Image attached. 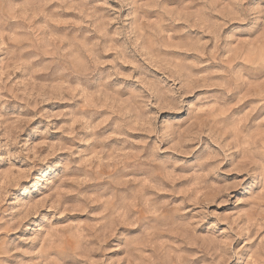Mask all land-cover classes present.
<instances>
[{"label": "rangeland", "instance_id": "rangeland-1", "mask_svg": "<svg viewBox=\"0 0 264 264\" xmlns=\"http://www.w3.org/2000/svg\"><path fill=\"white\" fill-rule=\"evenodd\" d=\"M0 264H264V0H0Z\"/></svg>", "mask_w": 264, "mask_h": 264}]
</instances>
